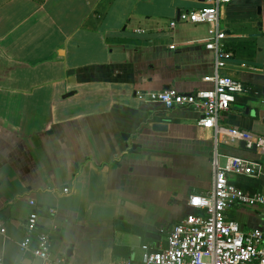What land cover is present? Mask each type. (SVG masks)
<instances>
[{
    "label": "crops",
    "instance_id": "0c3cea01",
    "mask_svg": "<svg viewBox=\"0 0 264 264\" xmlns=\"http://www.w3.org/2000/svg\"><path fill=\"white\" fill-rule=\"evenodd\" d=\"M214 2L0 0L1 264H30L19 244L32 211L64 264L138 261L142 246L166 247L169 229L192 211L189 196L211 189L213 131L191 109L138 95L213 86L209 26L169 23ZM219 25L233 54L220 73L250 88L218 125L264 137V0H231ZM240 144L220 136L216 151L257 161L260 174L230 181L264 193V156ZM226 220L245 233L264 225L258 208L234 206Z\"/></svg>",
    "mask_w": 264,
    "mask_h": 264
},
{
    "label": "built area",
    "instance_id": "2783aa9c",
    "mask_svg": "<svg viewBox=\"0 0 264 264\" xmlns=\"http://www.w3.org/2000/svg\"><path fill=\"white\" fill-rule=\"evenodd\" d=\"M231 0H215L214 5L198 10L180 12L174 28L182 24H207L209 41L206 50L215 55L214 71L206 79L213 86L181 93L172 89L139 94L142 101L161 104L166 110L191 109L200 116L199 126L212 130L215 144L211 159L212 186L206 195H191L187 206L192 210L168 231L166 247L150 251L142 246L138 261L122 259L113 264H264V225L250 232H243L239 224L226 220V212L234 207L258 208L264 224V193L249 194L230 181L231 177H255L260 174V164L238 156H222L216 151L220 136L245 143L250 150L264 156V137L235 128L218 125V119L229 111L237 96L246 89L242 82L224 76L221 70L228 66L233 54L226 44L227 34L220 29L219 18L222 6ZM68 193V190H63ZM34 207L35 203L30 202ZM54 215V209H48ZM37 213L32 211L23 222L24 238L19 244L22 255L30 257V264H64L62 257L53 256L51 233L37 226ZM6 236V228L0 213V240ZM2 256L0 255V264Z\"/></svg>",
    "mask_w": 264,
    "mask_h": 264
},
{
    "label": "water",
    "instance_id": "95a60500",
    "mask_svg": "<svg viewBox=\"0 0 264 264\" xmlns=\"http://www.w3.org/2000/svg\"><path fill=\"white\" fill-rule=\"evenodd\" d=\"M68 79H69V82H75V80H74V72H73V71H69V72H68ZM71 95H73V92L66 94V95L64 96V98H65V97H68V96H71ZM166 129H167L166 126L163 125V124H156V123H155V124H153V126H152V130H153V131H156V132H164V131H166ZM123 139H124V140H128V137H127V136H123ZM137 147H138V146L135 145V144L131 145V152H135L136 149H137ZM240 149H242V150H247V149L245 148V143L241 142V144H240ZM248 151L253 152V153H256V148L253 147V148H251V149L248 150ZM145 237L148 238V239H151V240H153V241H156V242H159L160 239H161V236H160V235H157V234H154V233H151V232H147V233L145 234ZM157 245H158V244H157ZM69 253H70V252H68V255H69Z\"/></svg>",
    "mask_w": 264,
    "mask_h": 264
},
{
    "label": "trees",
    "instance_id": "16d2710c",
    "mask_svg": "<svg viewBox=\"0 0 264 264\" xmlns=\"http://www.w3.org/2000/svg\"><path fill=\"white\" fill-rule=\"evenodd\" d=\"M243 85H244L245 89H247V90H248V88H250L248 85H245V84H243ZM153 251H155V250H153Z\"/></svg>",
    "mask_w": 264,
    "mask_h": 264
}]
</instances>
